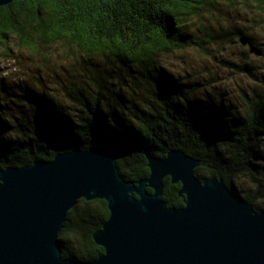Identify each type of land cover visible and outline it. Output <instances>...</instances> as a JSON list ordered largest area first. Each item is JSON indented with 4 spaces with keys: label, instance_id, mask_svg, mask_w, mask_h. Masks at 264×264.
<instances>
[{
    "label": "trees",
    "instance_id": "16d2710c",
    "mask_svg": "<svg viewBox=\"0 0 264 264\" xmlns=\"http://www.w3.org/2000/svg\"><path fill=\"white\" fill-rule=\"evenodd\" d=\"M227 9L242 14L233 0H14L0 6V43L9 52L13 41L43 56L58 44L64 57L80 65L66 75L73 78L79 70L81 81L70 91L62 77L55 78L56 86L40 76L33 84L25 79L19 91L0 86V168L102 147L118 155L125 179L138 181L150 175L148 154L165 157L181 149L201 161L195 173L202 181L222 178L235 194L264 209V65L243 68L258 87L240 90L234 99L208 90L197 70L174 74L162 60L165 53L213 38L205 30L197 40L193 22ZM241 20L234 36L248 47L245 54L264 57L260 33ZM181 186L164 179L169 206H184ZM109 216L106 200L81 199L59 236L63 256L102 255L104 247L93 234Z\"/></svg>",
    "mask_w": 264,
    "mask_h": 264
},
{
    "label": "water",
    "instance_id": "95a60500",
    "mask_svg": "<svg viewBox=\"0 0 264 264\" xmlns=\"http://www.w3.org/2000/svg\"><path fill=\"white\" fill-rule=\"evenodd\" d=\"M147 158L150 175L138 181L125 179L118 155L102 147L0 168V264H264V209L222 178L202 181L201 161L181 149ZM166 177L181 183L184 206L164 200ZM81 199H104L110 210L93 234L104 253L91 260L64 257L59 240Z\"/></svg>",
    "mask_w": 264,
    "mask_h": 264
},
{
    "label": "rangeland",
    "instance_id": "374dc122",
    "mask_svg": "<svg viewBox=\"0 0 264 264\" xmlns=\"http://www.w3.org/2000/svg\"><path fill=\"white\" fill-rule=\"evenodd\" d=\"M224 11V14H213L210 17L207 15L201 20L193 22V34L197 40L205 37V30L213 32L215 35L213 38L203 42L202 46L196 45L185 50L165 53L162 60L170 66V70L174 74L182 73L183 69L197 70L201 73L200 79L209 82L208 90L216 94L224 92L237 99L240 93L238 91L252 92L255 86L258 87L255 77L243 68L247 65L255 67L264 65V57L245 54L248 47L239 42V37L234 36L236 21L240 18L246 21L247 17H242L243 14L237 15L235 11H229V9ZM258 37L264 42V35L260 33ZM10 45L12 52H9L10 48L0 43V64L11 66L15 71L8 77H0V86L19 91L21 82L26 79L33 84L36 81L35 76L42 77L50 86L58 85L55 78L62 77L64 78V88L67 87L69 91L72 87H78L81 84L79 70L73 78L66 75L68 72H72L73 66H80L78 59L64 57L61 54L60 45L53 46L51 53H46L44 56L43 54L35 55L27 49L19 47L16 41L11 42ZM189 78L191 79V77ZM66 99L73 108L78 106L72 99Z\"/></svg>",
    "mask_w": 264,
    "mask_h": 264
},
{
    "label": "clouds",
    "instance_id": "9594fccd",
    "mask_svg": "<svg viewBox=\"0 0 264 264\" xmlns=\"http://www.w3.org/2000/svg\"><path fill=\"white\" fill-rule=\"evenodd\" d=\"M233 7L247 17V20H241V23H245L250 31L264 35V4L258 7L257 0H233ZM13 71V67L0 64V77H8Z\"/></svg>",
    "mask_w": 264,
    "mask_h": 264
}]
</instances>
